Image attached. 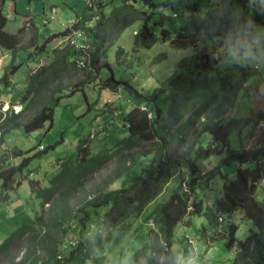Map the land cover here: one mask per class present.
I'll return each mask as SVG.
<instances>
[{
  "label": "trees",
  "instance_id": "1",
  "mask_svg": "<svg viewBox=\"0 0 264 264\" xmlns=\"http://www.w3.org/2000/svg\"><path fill=\"white\" fill-rule=\"evenodd\" d=\"M114 1L93 0L89 6L86 0H74L80 11L76 23L49 34L40 44L31 42L34 51L29 58L45 64L30 71L20 112L14 113L12 104L5 112L0 110V205L4 195L20 186L30 161L56 146L8 149L6 131L29 133L46 123L49 130L63 97L85 93L87 87L98 94L124 88L140 101L122 119L127 136L96 154L90 153L85 140L77 146L76 161L58 160L47 187L28 181L43 210L31 221L15 220L0 242V264H104L108 249L117 252V264H180L172 236L180 223L189 225L192 215L204 218L203 231L213 234L211 242L218 232L225 249L235 251L233 263L264 264V204L254 196L264 179V35L258 33L264 28V0H117L118 8L107 16L105 10ZM5 3L0 0V55L8 52L11 60L0 75L2 91L10 88L22 66L15 63V52L25 31V27L13 34L5 31ZM94 18V26H88ZM130 23L137 28V46L158 44L190 52L151 94L136 95V88L120 79L115 66L96 67V60L105 57L104 39L111 38L115 27L123 30ZM77 31L84 41L75 37ZM60 39L62 45L51 46ZM73 40L91 50L76 48L75 42L70 44ZM79 71L87 72L74 81ZM66 80L74 82L59 84ZM239 95L250 97L254 109L262 103L263 112L251 111L248 119L233 114ZM248 126L252 130L246 140L232 149L231 134L239 135ZM215 154L221 160L210 169L197 163ZM232 165L234 170L225 174L224 166ZM107 166L111 167L107 174L93 181ZM175 175L177 186L172 185L167 200L158 202ZM217 177L222 178L221 194L204 207L198 187H207ZM123 179L130 180L125 187L112 188ZM242 222L249 224L239 239ZM138 241V248L132 246ZM190 251L195 255L194 247Z\"/></svg>",
  "mask_w": 264,
  "mask_h": 264
},
{
  "label": "rangeland",
  "instance_id": "2",
  "mask_svg": "<svg viewBox=\"0 0 264 264\" xmlns=\"http://www.w3.org/2000/svg\"><path fill=\"white\" fill-rule=\"evenodd\" d=\"M105 2L109 3L110 0H105ZM68 4L73 5V2L67 1L66 4H64V0H48L45 2V14H39L34 18V24L39 30L38 41L40 43L49 36L50 32L55 31V33H57L58 31H63L64 28L70 24V19L73 20L75 18V14L78 10L74 12L72 11L74 9L71 11L67 10L68 16L65 17L66 13L63 11V7ZM119 4L120 3L117 0L108 4L105 10L107 16H110L114 11V7L117 6L118 8ZM50 5H56L57 7L53 21H49ZM6 11L7 10L5 9V12ZM113 18L116 17L113 16ZM95 20V18L89 20L86 24L90 27L94 26ZM22 22L23 21L19 19L17 20V23L19 24ZM132 25H134V23H130L129 26L123 30H120L119 27H115L111 34V38L106 37L104 39L102 51H106L105 57L96 60V67L102 68L105 63H108L110 66H115L114 69L119 71L118 74L120 79L126 80L131 86L136 88V95H142L143 92L144 94H151V91L154 90L161 81L166 79L170 73H172L171 70L176 67L179 60L183 57H187L190 52L187 50L172 49L168 46L164 47L158 44L149 48L137 46L134 41V33H136L135 31L137 28L136 25ZM24 26L26 28V37L20 44L19 49L15 52V63L16 61V64L22 63V66L12 77L11 82L14 87L10 90V93L11 96L14 95V97L3 99L0 97V110L2 112L8 110L11 104L14 113L20 112L22 107L18 103H20L22 92L24 90L23 88L27 82L30 71L34 66L38 64L39 66H42L45 63V60L43 59L38 63L35 59L29 58V53H31L29 41L32 39L33 35L35 36L36 30L32 27L31 23L25 24ZM258 33L264 35V28H259ZM62 43H59V45L57 44L56 46L55 44H52V47H59ZM120 50L121 52L117 57L116 54ZM261 54L264 55V52ZM36 55L35 57L38 56ZM2 58L3 56H0V75L3 68L9 64V58L6 57L5 61H3ZM88 68V64H85V69L89 70ZM85 72L79 71L74 76V81L82 80L85 77ZM74 81L66 80L59 82V84L62 86H70ZM84 91L85 93L77 92L72 96L63 97L60 100L59 105L54 110L53 125L49 130V124L46 123L43 127L29 133H26L23 129L6 131L7 134L5 141L8 145V149L16 146L27 151L28 149L37 146H39L37 150L40 148L46 149L54 145L56 146L51 150H48L41 157L32 159L26 170L23 172L24 176L20 178V186L11 192H8V195H4V201L0 205V242L13 230L15 227V220L18 219L19 222L31 221L43 210V208L40 207L39 200H37L30 192L28 185L29 180H37L42 188L47 187L48 180L55 173L58 160L67 158L71 161H76L77 146L82 144L85 140L88 142L90 153L96 154L102 149L112 148L116 143L127 136V129L123 126L122 119L130 108L139 105L140 101L134 99L124 88L121 87L118 88L116 93L102 91L103 93L101 92L98 94L95 91L89 90V87L85 88ZM96 99L98 100L97 102ZM258 106H260L258 109H254L253 101L250 97H241L239 95L235 111L232 113L248 119L251 111L254 113H257L258 111L263 112L261 109L263 104L258 103ZM249 130H252V126H248L244 131H238L239 135L237 132L231 134L230 145L232 149L239 148L240 144L246 140L244 138L249 133ZM255 132L257 131L255 130ZM207 136L209 135H205V137ZM205 137L204 140L206 141ZM248 143L251 146V139H249ZM258 144L259 142L256 139L255 146H259ZM0 151H2V148H0ZM32 154L33 153H30L29 156ZM220 160V156L215 154L210 158L198 160L197 163L200 167L210 169L209 167L215 166ZM19 162L20 159L14 161L15 164H18ZM106 168L107 170L94 175L92 177L93 181L98 182V180L104 177L107 174V171L111 169L110 166H107ZM223 170L225 174H227V171L234 170V166H224ZM177 171L181 174L180 170ZM178 176L171 181V185L165 189L163 196L158 202L168 199L170 192L178 184ZM129 181V179H123L121 182L118 181L113 184L112 188L125 187ZM213 181L214 182L209 183L207 187H204L203 185L198 187V196L204 207L211 205L221 194L222 178L217 177ZM172 185H174V187H172ZM263 196L264 192H262V189L260 190L259 187L256 198L264 204V200L261 198ZM4 204H7L6 208L3 206ZM46 207L47 206L44 207V210H46ZM186 220H188V217ZM247 223L248 222L245 224H243V222L240 223L239 239L244 238ZM206 226L207 224L203 217L192 215L190 217L189 225L186 223H180L175 228L172 236V243L178 261L183 259L180 263L184 264L188 259H192L193 254L191 253L190 248L193 249L194 247L195 257L193 259V264H235L233 263L236 257L235 251L225 249L224 242L220 240L221 237L218 236V232H214L217 240L211 242L213 234L210 233L209 235L208 230L203 231V228H206ZM202 232L207 233L203 235ZM219 232L223 231L220 229ZM186 240L187 244L190 245V248L187 246ZM140 245L141 244L138 241L132 246L138 248ZM209 245H212V247H209ZM133 250L134 249L127 254V257L132 254ZM22 252L24 251L19 253L18 259H21ZM184 253L186 254L184 255ZM116 258L117 252L114 249H108L107 259L104 264H117ZM85 264L91 263L86 262Z\"/></svg>",
  "mask_w": 264,
  "mask_h": 264
},
{
  "label": "crops",
  "instance_id": "3",
  "mask_svg": "<svg viewBox=\"0 0 264 264\" xmlns=\"http://www.w3.org/2000/svg\"><path fill=\"white\" fill-rule=\"evenodd\" d=\"M46 1H48V0H7L6 1V3L5 4H7V8H6V5H5V9L7 10L6 12H4V14H5V16H6V18H7V24H6V26H5V31L6 32H8V33H16V31L19 29V28H21V27H25L24 25L25 24H28V23H31L32 24V27L36 30V33H35V36L33 35V37H32V39H30V41H29V48H30V51L31 52H33L34 51V48H32V44H31V42L32 41H34V42H36V43H40L39 41H38V32H39V30H38V28H37V26L34 24V18L37 16V15H39V14H45V12H44V7H45V2ZM68 1H74V0H68ZM67 3V1H64V4H66ZM87 3V2H86ZM92 4H93V0L91 1V3L89 4V6H92ZM78 7H75V6H73L72 4H68V5H64V7H63V11L66 13V15H65V17H67L68 16V13H67V10L69 11H71L72 9H74V10H72V11H74V12H76V10H78V12H76V14H75V18L73 19V20H77V19H79V14H80V11H79V9H77ZM52 9H55V14H56V10H57V7H56V5H50V14H49V21H53L54 20V18H55V16H54V18L53 19H50V16H51V10ZM11 19H13V20H11ZM21 20V21H23L22 23H17V20ZM72 19H70V21L69 22H71V21H73ZM71 25L69 24L68 26H66L64 29H66V28H69ZM26 29V28H25ZM10 30V31H9ZM26 31V30H25ZM25 31H24V37H23V39L26 37V33H25ZM59 32H62V31H58L57 33H59ZM51 33H53V34H56L55 33V31H53V32H50V34ZM23 41V40H22ZM22 41H21V43H22ZM62 42H64V40H62V39H60L56 44H55V46L58 44L59 45V43H62ZM20 43V44H21ZM20 44H19V46H20ZM19 46H18V48L17 49H19ZM50 46V45H49ZM52 46V45H51ZM0 56H3V61H5V58L7 57V58H9V61H8V63L10 62V60H11V56H10V54L8 53V52H3ZM16 59V58H15ZM2 62V61H1ZM16 63H17V61H16ZM45 64V63H44ZM1 73H2V71H1ZM12 80V79H11ZM26 84V83H25ZM13 87H14V85H13V83L11 82V85H10V88H7L6 90H4V91H2L1 89H0V97H1V99H3V98H13L14 97V95H12L11 96V89H13ZM24 87H25V85H24ZM24 89V88H23ZM9 91V92H8ZM18 104H20V103H18ZM259 187H260V190L262 189V192H264V179H262L259 183H258V185L256 186V188H255V192H254V196H255V198H256V194H257V192L259 191ZM262 198V200H264V196L263 197H261ZM256 200H258L257 198H256ZM259 201V200H258ZM259 202H261V201H259ZM210 246V245H209ZM186 253H184V255H185ZM194 257H195V255H193L192 256V260H190V259H188V260H190V262H191V264H193V259H194ZM183 260V259H182ZM182 260H179V263L180 262H182ZM187 262V261H186ZM185 262V263H186ZM184 263V264H185ZM180 264H182V263H180Z\"/></svg>",
  "mask_w": 264,
  "mask_h": 264
},
{
  "label": "built area",
  "instance_id": "4",
  "mask_svg": "<svg viewBox=\"0 0 264 264\" xmlns=\"http://www.w3.org/2000/svg\"><path fill=\"white\" fill-rule=\"evenodd\" d=\"M91 1H92V0H86V2L89 3V4L91 3ZM54 16H55V9H52V10H51V16H50V19H53ZM76 21H77V20H73V21H71L70 23H71V24H74V23H76ZM74 35H75V37L80 38L82 41L85 40V37H84V35H83V33H82L81 31H77V32H75ZM66 40H68V39H66ZM74 42H75V44H76V41H75V40H73L70 44L72 45V44H74ZM76 48H79V49L85 50L86 52H87L88 50H91V47H90L89 45H87V44H85V45H79V44H76ZM88 57H89V55H87V58H88ZM85 59H86L85 57L82 58V63L84 62ZM82 63H80V64L82 65ZM190 263H191L190 260H187V262H186L185 264H190Z\"/></svg>",
  "mask_w": 264,
  "mask_h": 264
}]
</instances>
